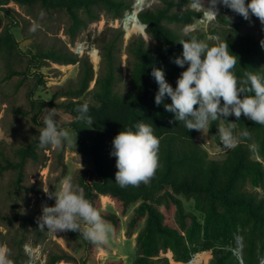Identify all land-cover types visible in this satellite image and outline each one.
<instances>
[{
	"label": "trees",
	"instance_id": "16d2710c",
	"mask_svg": "<svg viewBox=\"0 0 264 264\" xmlns=\"http://www.w3.org/2000/svg\"><path fill=\"white\" fill-rule=\"evenodd\" d=\"M188 2L184 0L181 4L175 0H162V5L156 9L138 13L140 22L146 26L147 35L156 42V49L147 46L143 37L129 44L128 67L132 87L126 94L114 90L120 74L115 53L118 38L107 39L106 31L94 40L102 49L103 67L93 88H90V83L95 73L88 57L79 58L69 51L39 50L31 57L38 64L45 60L62 64L80 63L82 69L79 84L68 92L75 97L84 94L90 101L66 99L54 103L53 100L45 102L31 99L32 107L38 109L33 121L45 126L44 117L53 108L68 115L66 120L55 118L58 126L73 129L80 136L81 144L88 146L92 152L97 178L92 179L91 184H85V197L94 207L100 195H109L124 205L141 201L137 213L146 217V225L138 235L137 247L143 254L133 264H155L152 254L160 244L169 245L174 250L186 246L187 242L202 244L201 239L196 241L195 234L203 229L207 231L210 227L213 234L225 239L226 233L237 229L243 244L242 262L230 251L216 247L212 264H259V247L264 245V196L249 191L246 186L251 184L264 187L263 162L254 159V152L248 147L249 143L257 144V152L264 158V125L255 124L243 115L239 120L234 115L221 117L227 123H237L238 132L247 127L251 140L241 142L228 151L224 160L217 161L210 159L207 151L197 143V130H187L183 122L175 119L174 113L165 110L164 104H155L159 86L151 75L153 68L163 69L166 81L175 88L177 79L187 67L185 65L181 68L174 63L175 58L182 57L183 48L179 41L189 39L191 35L204 40L200 33L179 34L167 26V23L189 24L202 18L203 13L194 9L176 10ZM11 3L22 6L39 4L46 10H64L71 17L73 26L79 29L86 26L83 15L90 22L96 21L100 18L99 9L111 14L114 19L123 18L126 12L133 10L132 3L127 0H0V14L9 21L0 33V56L16 48L12 28L24 21L14 9L8 7ZM230 10L228 8L227 11ZM226 12L216 20L229 24L234 30L224 41H227L230 52L237 56L235 75L240 79L244 78L245 72L264 75V47L260 43L264 40V32L259 40L241 35L237 27L242 16L236 13L230 16ZM84 102L89 103L88 114L93 119L92 126L76 119L78 113L75 109ZM164 103L170 104L171 99L166 97ZM139 122L151 125L160 140L159 167L149 184L121 188L115 182L117 169L116 158L111 155L112 141L122 130L131 128L135 131V125ZM218 126L220 120L210 123V130L216 137H219ZM18 154L21 162L17 165L5 159L6 165H1L0 175L5 170H23L25 158L35 153L30 148H20ZM161 194L167 204L174 205L179 222L189 216L184 212L178 196L194 199L196 209L205 214V224L201 225L192 216L186 236L166 225L164 214L154 204ZM100 214L103 219L114 224L118 222L113 214ZM22 218L35 223L32 216ZM87 243L90 244L88 240ZM18 244L21 247L23 242ZM8 258L13 264L23 262L20 256L11 258L9 255ZM58 259L59 256H53L49 264H56Z\"/></svg>",
	"mask_w": 264,
	"mask_h": 264
},
{
	"label": "rangeland",
	"instance_id": "374dc122",
	"mask_svg": "<svg viewBox=\"0 0 264 264\" xmlns=\"http://www.w3.org/2000/svg\"><path fill=\"white\" fill-rule=\"evenodd\" d=\"M127 1L134 6L135 0ZM175 1L182 4L184 0ZM188 1L176 10L194 9L203 13L202 18L189 24L167 23L176 33L183 34L187 27L192 29L190 33L203 35L204 41L209 44H214L216 37L223 42L233 33L234 30L229 24L205 18L204 11L196 7V0ZM202 3L204 7H208V0H202ZM144 4L140 11L154 10L162 5V0H144ZM8 7L14 9L24 21L12 28L17 42L16 48L7 50L0 56V167L6 165L5 159L18 165L21 162L18 154L20 148H30L35 154L25 158L23 170H5L0 175V248L10 249L11 258L20 256L23 259L22 264H49L53 256H59L56 264H133L143 254L137 247L138 235L146 225V217L137 213L141 201L124 205L109 195H100L99 200H96L95 208L99 212L113 214L118 219L116 224L104 219L114 229L107 245H96L89 240L88 244L80 232L55 234L47 231L46 226L44 230L39 228L38 218L42 214L43 206L55 204L54 197L49 198L43 188H48L51 194L61 187V181L65 177H71L72 182L79 185L86 194L85 184H91L97 174L92 152L88 146L81 144L78 134L76 146L65 144L61 149L50 146L42 149L39 147L38 137L44 126L33 121L38 109L32 107L31 99L45 102L53 100L54 103L66 99L90 101L84 94L75 97L68 92L79 84L81 64H62L51 60L38 64L31 57L39 50L69 51L79 58L88 57L95 73L90 83V88H93L103 67V52L94 40L106 31L107 39L118 38L115 53L120 74L114 90L119 94H126L132 87L128 67L129 44L143 37L146 45L155 50L156 42L146 35V31L144 35L134 28L129 32L126 30L124 20L130 12H126L123 18L114 19L111 14L99 9L100 18L90 22L83 15L86 26L79 29L73 26L71 17L64 10H46L39 4L22 6L11 3ZM217 8V17L228 10L219 3ZM226 13L230 16L235 14L232 10ZM8 22L0 14V33ZM237 29L241 35H248L254 40H259L264 32V26L255 16H251L249 20L242 17ZM78 45L83 46V53H76ZM93 49L98 50V56ZM55 112L60 120L68 119L67 114L57 109ZM220 125L226 126L227 122L220 120ZM66 129L76 133L71 128ZM236 133H239L238 129ZM196 141L213 160H224L230 150L211 132L210 126L203 132L198 131ZM253 158L264 165V158L258 152L254 153ZM246 189L264 196V187L248 184ZM162 194L154 204L164 214L166 225L186 236L192 216L201 225L205 224V214L196 209L194 199L178 196L184 212L189 216L179 222L174 205L167 204ZM29 216L33 217L35 223L22 218ZM195 239H201L202 244L187 242L186 246L176 250L169 245L160 244L152 254L155 264H212L216 247L230 251L235 258L242 260V237L237 229L226 233L225 239L213 234L210 227L207 231H197ZM21 242L23 245L20 247L18 243ZM258 254L259 264H264V245L259 247Z\"/></svg>",
	"mask_w": 264,
	"mask_h": 264
},
{
	"label": "clouds",
	"instance_id": "9594fccd",
	"mask_svg": "<svg viewBox=\"0 0 264 264\" xmlns=\"http://www.w3.org/2000/svg\"><path fill=\"white\" fill-rule=\"evenodd\" d=\"M218 3L245 20L255 16L264 26V0H248L247 3L246 0H208V7H204L202 0H196V7L203 10L208 19L216 20ZM191 31L186 27L183 34L189 35ZM214 39L216 42L209 44L191 35L189 39L179 41L183 48L182 57L175 58L174 63L181 68L187 67L181 72L175 88L166 81L163 69L153 68L151 75L159 86L155 104H164L165 110L174 113L175 119L183 122L187 130L203 132L211 122L232 115L237 120L243 115L255 124L264 125V75L245 72L243 79L238 78L234 72L237 56L230 52L227 41L221 42L218 37ZM260 43L264 47V40ZM166 97L171 99L170 104L164 103ZM75 111L78 121L93 125L88 102L78 105ZM55 117V108L47 111L43 121L45 126L38 137L39 147L61 149L65 144L76 146L77 133L58 126ZM135 129L120 131L112 141L111 155L116 158L117 169L115 182L121 188L149 184L159 167L160 140L153 127L139 122ZM236 129L237 123L234 122L218 126V135L225 148L232 149L251 140L247 127L239 133ZM248 147L254 153L259 148L255 143H249ZM43 191L49 198L54 197L55 204L43 206L38 218L41 230L46 226L47 231L55 234L80 232L93 244H109L114 234L113 226L103 219L71 177H65L61 187L51 194L48 188ZM9 255L8 249L0 248V264H13Z\"/></svg>",
	"mask_w": 264,
	"mask_h": 264
},
{
	"label": "bare ground",
	"instance_id": "6f19581e",
	"mask_svg": "<svg viewBox=\"0 0 264 264\" xmlns=\"http://www.w3.org/2000/svg\"><path fill=\"white\" fill-rule=\"evenodd\" d=\"M143 5H145L144 0H135L133 10L126 16V18L124 20V25H126V30L128 32L130 31L131 28H134L138 32L144 33V35H145V31H146L145 29L146 28H145V26L141 25L140 21L137 19V15H138L139 11L142 9ZM205 18H207V17L205 16ZM95 58L97 59V57H95Z\"/></svg>",
	"mask_w": 264,
	"mask_h": 264
},
{
	"label": "built area",
	"instance_id": "2783aa9c",
	"mask_svg": "<svg viewBox=\"0 0 264 264\" xmlns=\"http://www.w3.org/2000/svg\"><path fill=\"white\" fill-rule=\"evenodd\" d=\"M83 52H84L83 46L82 45H78L77 48H76V53H83ZM93 52L98 56V50L97 49H93Z\"/></svg>",
	"mask_w": 264,
	"mask_h": 264
},
{
	"label": "water",
	"instance_id": "95a60500",
	"mask_svg": "<svg viewBox=\"0 0 264 264\" xmlns=\"http://www.w3.org/2000/svg\"><path fill=\"white\" fill-rule=\"evenodd\" d=\"M139 12H140V11H139ZM137 19L139 20V18H138V15H137ZM141 25L145 26V25H144V24H142V23H141ZM145 27H146V26H145ZM240 261L242 262V260H240Z\"/></svg>",
	"mask_w": 264,
	"mask_h": 264
}]
</instances>
